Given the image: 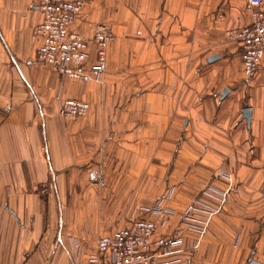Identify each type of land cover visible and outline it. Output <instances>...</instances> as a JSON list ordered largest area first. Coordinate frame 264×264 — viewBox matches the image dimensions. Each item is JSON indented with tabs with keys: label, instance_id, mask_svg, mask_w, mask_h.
I'll list each match as a JSON object with an SVG mask.
<instances>
[{
	"label": "crops",
	"instance_id": "1",
	"mask_svg": "<svg viewBox=\"0 0 264 264\" xmlns=\"http://www.w3.org/2000/svg\"><path fill=\"white\" fill-rule=\"evenodd\" d=\"M37 1L0 0V264H84L100 237L135 218L156 224L154 240H180L171 255L154 247L156 264H264V62L246 76L233 42L196 63L197 40H221L250 23L243 1L156 0L160 30L143 34L165 42L155 60L142 58V70L157 77L150 110L183 134L171 133L180 135L173 186L150 212L133 211L130 175L101 182L90 165L117 135L131 147L130 131L116 122L130 121L132 99L116 97L111 71L102 83H82L36 60ZM103 2H88L69 27L89 39L92 59ZM68 99L88 102L87 115L62 116Z\"/></svg>",
	"mask_w": 264,
	"mask_h": 264
},
{
	"label": "rangeland",
	"instance_id": "2",
	"mask_svg": "<svg viewBox=\"0 0 264 264\" xmlns=\"http://www.w3.org/2000/svg\"><path fill=\"white\" fill-rule=\"evenodd\" d=\"M103 1L104 7L101 10L100 20L102 23L99 25L110 28L114 40L106 50L107 71L100 83L107 78L111 71L109 74L115 79L116 97L126 96L132 99L130 121L117 120L116 122L117 131H130L131 136L127 139L131 147H124V140L117 135L116 146L109 149L110 153L111 151L114 153L108 152L109 141H104L98 152V162L90 165L100 181L108 175H130L132 178L130 197L133 211L136 207H144V210L150 212L157 199L173 186L172 176L176 163H178L177 150L180 135H175L173 139L171 133H179L181 129V126H176L175 121H168L167 127L166 121L163 123L157 121L155 111L150 110L151 106L155 104L157 92L156 73L155 71L142 70V58L144 59L145 54H148L149 60H155L153 55L156 54L157 44L161 45L165 42L157 40L155 36L146 39L143 34L160 30L159 23L158 25L156 23L157 18L160 17L156 15L158 3L156 0ZM243 5L248 13L246 4L243 3ZM85 39L89 43V39ZM233 42L228 36L221 40H197V65L205 62L206 54L225 51V49H229L230 45H233ZM109 47L112 50L110 49L108 53ZM124 106V104H117L116 108ZM178 122L181 124L182 121ZM161 124L165 126L163 128L164 136L160 141L161 137L157 133L162 130ZM179 134L182 135L183 132ZM111 136L113 137V135Z\"/></svg>",
	"mask_w": 264,
	"mask_h": 264
},
{
	"label": "built area",
	"instance_id": "3",
	"mask_svg": "<svg viewBox=\"0 0 264 264\" xmlns=\"http://www.w3.org/2000/svg\"><path fill=\"white\" fill-rule=\"evenodd\" d=\"M92 0H38L33 8L42 13L43 19L35 29L40 40L36 60L50 65L54 70L73 80L89 83L100 82L107 71L108 45L114 40L110 28L93 27L92 39L97 45L96 57L89 56V43L84 36L71 32L70 25ZM251 15L248 25L227 31V36L239 44L243 71L255 77L264 62V0H242ZM90 110L88 102L68 99L59 109L66 118H81ZM156 224L148 219L135 218L112 236H102L97 241V255L84 264H156L152 255L154 247L163 248L171 255L180 245L176 239L168 243L164 238L154 240Z\"/></svg>",
	"mask_w": 264,
	"mask_h": 264
},
{
	"label": "water",
	"instance_id": "4",
	"mask_svg": "<svg viewBox=\"0 0 264 264\" xmlns=\"http://www.w3.org/2000/svg\"><path fill=\"white\" fill-rule=\"evenodd\" d=\"M218 58V56H214V57H212L211 59H210V61H214L215 59H217ZM244 115H245V117L248 119V121H250V119H251V109H246L245 111H244Z\"/></svg>",
	"mask_w": 264,
	"mask_h": 264
}]
</instances>
